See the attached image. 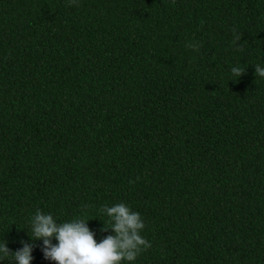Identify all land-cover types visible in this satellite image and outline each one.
Returning a JSON list of instances; mask_svg holds the SVG:
<instances>
[{"label":"trees","instance_id":"1","mask_svg":"<svg viewBox=\"0 0 264 264\" xmlns=\"http://www.w3.org/2000/svg\"><path fill=\"white\" fill-rule=\"evenodd\" d=\"M257 64L264 0H0V244L55 264L37 210L100 242L123 203L151 247L122 264H264Z\"/></svg>","mask_w":264,"mask_h":264},{"label":"clouds","instance_id":"2","mask_svg":"<svg viewBox=\"0 0 264 264\" xmlns=\"http://www.w3.org/2000/svg\"><path fill=\"white\" fill-rule=\"evenodd\" d=\"M69 6H78V0H68ZM241 40V33L234 34V43ZM188 47L199 49L198 44ZM255 75L264 78V67L254 65ZM231 73L236 79L245 73V68L235 66ZM131 182V181H130ZM101 211L109 218L112 234L104 237L100 242L94 238L95 234L87 226L83 218H74L67 222H57L51 214L37 210L31 218V241L41 240V251L45 260L55 264H122L133 262L145 250L151 247L141 231L145 225L139 213L133 212L123 203L114 206H103ZM56 243L53 244L52 240ZM22 248L11 251L6 241L0 244V259L11 257L14 264H31L33 259V243L21 241Z\"/></svg>","mask_w":264,"mask_h":264}]
</instances>
